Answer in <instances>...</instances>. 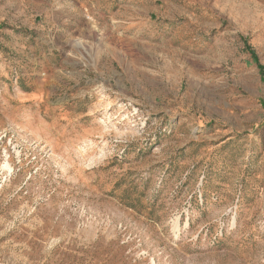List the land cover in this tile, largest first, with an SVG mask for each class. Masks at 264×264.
<instances>
[{"label":"rangeland","instance_id":"obj_1","mask_svg":"<svg viewBox=\"0 0 264 264\" xmlns=\"http://www.w3.org/2000/svg\"><path fill=\"white\" fill-rule=\"evenodd\" d=\"M0 264H264V0H0Z\"/></svg>","mask_w":264,"mask_h":264}]
</instances>
